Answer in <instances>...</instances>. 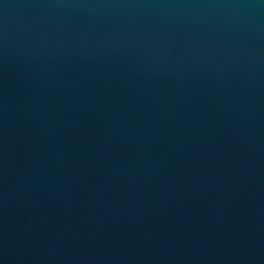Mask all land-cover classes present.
Returning <instances> with one entry per match:
<instances>
[{
	"label": "water",
	"instance_id": "water-1",
	"mask_svg": "<svg viewBox=\"0 0 264 264\" xmlns=\"http://www.w3.org/2000/svg\"><path fill=\"white\" fill-rule=\"evenodd\" d=\"M0 264H264V0H0Z\"/></svg>",
	"mask_w": 264,
	"mask_h": 264
}]
</instances>
